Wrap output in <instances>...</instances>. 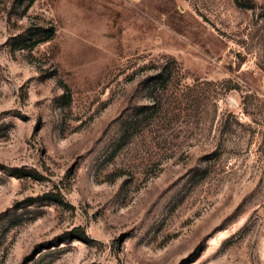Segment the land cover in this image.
Listing matches in <instances>:
<instances>
[{
  "label": "rangeland",
  "instance_id": "374dc122",
  "mask_svg": "<svg viewBox=\"0 0 264 264\" xmlns=\"http://www.w3.org/2000/svg\"><path fill=\"white\" fill-rule=\"evenodd\" d=\"M0 264H264V0H0Z\"/></svg>",
  "mask_w": 264,
  "mask_h": 264
}]
</instances>
